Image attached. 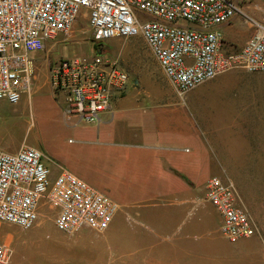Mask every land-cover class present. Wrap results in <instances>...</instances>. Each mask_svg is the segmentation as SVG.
I'll return each instance as SVG.
<instances>
[{
    "label": "built area",
    "instance_id": "obj_1",
    "mask_svg": "<svg viewBox=\"0 0 264 264\" xmlns=\"http://www.w3.org/2000/svg\"><path fill=\"white\" fill-rule=\"evenodd\" d=\"M81 11L96 44L140 35L179 95L233 68L264 72V13L251 19L255 31L239 50H222L217 27L241 12L234 0H0V106L4 99L16 103L29 88L35 62L31 53L68 34ZM49 82L61 99L64 122L72 126L101 123L104 113L112 115L113 100L132 84L120 61L97 49L52 61ZM42 157L29 145L13 153L0 150V222L28 229L45 202L64 233L107 229L117 204L63 167L51 178ZM205 198L219 212L220 232L227 240L256 234L231 182L212 176ZM11 256V249L0 242V264H9Z\"/></svg>",
    "mask_w": 264,
    "mask_h": 264
},
{
    "label": "crops",
    "instance_id": "obj_2",
    "mask_svg": "<svg viewBox=\"0 0 264 264\" xmlns=\"http://www.w3.org/2000/svg\"><path fill=\"white\" fill-rule=\"evenodd\" d=\"M246 7L260 17L264 13V5ZM240 14L250 26L241 40L236 19L217 27L225 52L239 50L255 31L254 18L244 10ZM162 89L157 81L134 80L127 94L113 100L112 115L106 112L101 123L81 126V134H93L81 140L83 152L91 155L88 165L44 161L51 178L63 167L97 191L115 193L121 205L129 199L139 203L144 223L135 232L139 239L123 248L103 246L109 254L120 253L124 264H264L258 237L240 239L235 246L221 240V216L212 205L219 217L218 223L213 221L205 198L215 169L264 167L249 146L259 134L234 127L238 121L250 126L263 119L264 72L227 70L188 91L187 102L166 101ZM60 109L62 115L61 102ZM226 123L230 125L224 127ZM115 203L118 211L120 204ZM113 222L105 229L107 237L115 231ZM94 248L91 254L99 256V246Z\"/></svg>",
    "mask_w": 264,
    "mask_h": 264
},
{
    "label": "rangeland",
    "instance_id": "obj_3",
    "mask_svg": "<svg viewBox=\"0 0 264 264\" xmlns=\"http://www.w3.org/2000/svg\"><path fill=\"white\" fill-rule=\"evenodd\" d=\"M234 1L248 16L256 20L260 19V15L248 12L246 5H264V0ZM233 19H236L235 29L240 33L238 39L241 40L250 26L245 21V16L240 13ZM94 44L91 41L87 15L82 11L76 17L68 34L61 33L46 42L43 51L35 57L34 74L29 88L21 93L16 103H10L5 99L1 102L0 149L2 151L13 153L12 150L15 148L29 145L42 152L43 162L60 163L64 166L88 165L91 155L83 152L85 145L81 144V140L92 138L93 134L80 133L81 126L88 123L70 128L64 122L60 112L61 99L56 97L49 82V66L52 61L59 58L93 54ZM101 44L100 50L103 54L118 59L128 70L131 82L157 81L163 86V96L167 98L166 101L182 102L183 99L187 102L190 92L179 95L170 89L167 84L169 81L161 72L157 61L140 35L114 37L102 41ZM130 89L131 84L128 85L126 94ZM229 125L226 123L224 127ZM88 127L94 128L92 125ZM234 127L235 130L244 129L259 134L256 139L251 138L249 146L259 155V159L264 161V117L252 121L250 126L248 121H238ZM69 138H72L71 142L68 141ZM213 175L233 184L238 203L247 211L257 227L256 234L252 237H258L264 249V167L236 169L219 167L215 169ZM94 185L100 189L102 187L100 184ZM101 193L120 204L114 217L113 224L116 227L112 235L107 237L106 230L97 231L89 228L64 233L54 224L55 211L44 202L39 208L35 224L28 229L12 223L0 222V242L12 251L9 264H124V258L120 253L115 251L114 254H109L103 246L110 243L123 248L125 245L133 246L134 241L139 239L138 233L135 232L144 224L139 215V203L129 199L126 205H121V200L115 193L107 190ZM208 203L210 215L213 221L218 223L219 217L214 212L212 204ZM220 238L230 246L237 245L239 241L231 242L222 236ZM94 246H99V256L96 253L91 254L96 249Z\"/></svg>",
    "mask_w": 264,
    "mask_h": 264
},
{
    "label": "trees",
    "instance_id": "obj_4",
    "mask_svg": "<svg viewBox=\"0 0 264 264\" xmlns=\"http://www.w3.org/2000/svg\"><path fill=\"white\" fill-rule=\"evenodd\" d=\"M91 41H92V40H91ZM92 42H93V41H92ZM100 46H101L100 44H96V43H95V44H94V49H97V50L101 51V50H100Z\"/></svg>",
    "mask_w": 264,
    "mask_h": 264
}]
</instances>
